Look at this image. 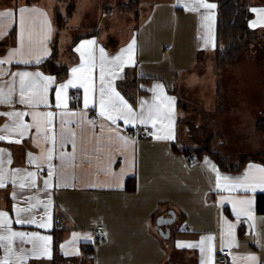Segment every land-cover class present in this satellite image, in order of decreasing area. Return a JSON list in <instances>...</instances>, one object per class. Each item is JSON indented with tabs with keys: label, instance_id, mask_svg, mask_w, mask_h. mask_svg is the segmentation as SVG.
Segmentation results:
<instances>
[{
	"label": "crops",
	"instance_id": "0c3cea01",
	"mask_svg": "<svg viewBox=\"0 0 264 264\" xmlns=\"http://www.w3.org/2000/svg\"><path fill=\"white\" fill-rule=\"evenodd\" d=\"M86 1L0 0V13H10L0 16V60H11L0 64V100L4 101L0 103V135L5 137L0 140V177L4 181L0 213H6L10 221L0 224V235H8L11 229L51 238L49 255H40L44 241L25 242L27 236L25 241L12 239L11 253L6 252L7 241H0V260L51 264L57 241L58 264H209V257L210 264H264V213L256 209L257 194L264 191L216 186L217 173L234 181L247 172L248 183L258 181L261 174L257 169L264 168V160L244 157L241 163L230 164L227 156L214 150L215 154L198 155V147L191 146L180 125L175 84L180 76L183 82L191 79L202 59L216 56V2L203 0L215 5L205 9L198 7L197 0H106L107 5L96 3L90 11ZM247 2L252 13L249 26L264 32V16L253 11L264 9V0ZM185 5L198 10L190 11ZM22 8L36 10L25 14L23 25ZM58 14L63 26L57 24ZM129 44L132 50L124 54L122 68H116L112 58ZM13 52L16 54L9 57ZM52 54L58 64L67 67V75L59 81L39 67ZM82 63L84 71L73 74L72 69ZM18 72H39L51 77L52 83L45 90L44 81L26 77L25 99L33 103H21L20 77L13 75ZM218 75L217 68L216 106L208 114L228 108L222 101L225 92H221ZM69 80L89 89L88 107L85 87L79 86L65 89L57 106V89ZM109 82L136 114L134 124L122 118L113 122L99 114L100 89H106L107 99ZM155 85L162 90L153 91ZM73 91L77 98L71 97ZM225 94L241 98L244 93ZM40 97L47 103L36 104ZM150 108L153 119L139 123L140 114L147 116ZM92 111L96 119L89 117ZM15 112L25 115H5ZM21 124L29 126L23 136ZM146 132L150 137H145ZM168 134L171 139L154 138ZM183 149L192 153L191 158ZM130 177L135 181L133 189L126 188ZM241 200L252 201L253 219L244 214L247 205L235 203ZM17 209H24L20 219L35 222L16 223ZM170 211L176 220L163 226V231L168 229V236L163 237L155 228L156 220L161 215L171 217ZM229 224L235 225V244ZM97 225L103 226L104 239L93 244V257L87 258L85 247L93 243ZM178 243L196 246L178 247ZM33 244L38 258L33 255ZM223 249H229L228 261L218 263L216 256ZM21 254L27 259L19 260ZM249 256L256 259L249 260Z\"/></svg>",
	"mask_w": 264,
	"mask_h": 264
},
{
	"label": "rangeland",
	"instance_id": "374dc122",
	"mask_svg": "<svg viewBox=\"0 0 264 264\" xmlns=\"http://www.w3.org/2000/svg\"><path fill=\"white\" fill-rule=\"evenodd\" d=\"M107 2L88 0L86 4H90V11H93L94 4L105 6ZM70 4V1L68 7L65 4V15ZM254 32L257 36L263 33ZM216 70L214 54L213 60L202 59L200 65L195 66L191 79L183 82L180 76L175 84V96L180 100V125L186 129L188 142L201 152L214 150L227 156L230 164H239L244 157L264 160V134L255 128L259 113L264 108L263 46L260 42L248 45L233 66H224L219 70L221 92L244 94L241 98H233L223 93L222 101L228 103V108L208 114L206 112L215 111L216 106ZM233 101L237 102L236 106L230 105Z\"/></svg>",
	"mask_w": 264,
	"mask_h": 264
},
{
	"label": "snow or ice",
	"instance_id": "6c2138e0",
	"mask_svg": "<svg viewBox=\"0 0 264 264\" xmlns=\"http://www.w3.org/2000/svg\"><path fill=\"white\" fill-rule=\"evenodd\" d=\"M197 4L198 7H202L205 9H211L214 8L215 5L213 4H208V3H204L203 0H197ZM186 8H188V10L190 11H196L198 10L197 7H188V5H185ZM20 14H21V24L23 25L24 23V18H25V14L26 13H30V12H35L36 10L34 9H28V8H22L19 10ZM253 11L258 12V15L264 16V9H253ZM10 15V13H0V16H8ZM41 15H43V13H41ZM207 18V17H206ZM252 26H255V22L253 23ZM87 44H94V41H87ZM133 48L132 44L128 45L127 49H122L121 53L118 54L117 56L113 57L111 60L112 65H114L116 68H122L123 66V56L126 52H130ZM18 51V50H17ZM77 51H80V49L78 48ZM101 51V59H105L104 56V52L103 49L100 50ZM16 53H9V57H11L12 55H15ZM82 61H83V54H82ZM11 60H0V64L3 63H10ZM20 63H29V61H18ZM40 60L37 59L36 63H39ZM84 71V64L82 63L80 68H73L72 69V73L76 74L77 72H82ZM114 74V73H113ZM14 76H19L20 77V82H21V99L20 102L21 103H28V104H32L33 101L28 99H25V95H24V91H25V87H26V83H25V78L26 77H36L39 78L41 81H44V89L46 90L48 85L52 83V78L51 77H43L41 76V74L39 72L37 73H28V72H18V73H13ZM103 78H104V71L102 68L101 71V81L103 83ZM69 86L72 87H85V85L83 83H80L79 85H77L76 83L73 82V80H69L66 84H62L58 87L57 89V106H60V100H61V94L64 92L65 89H67ZM108 89H110V93L107 95V99L105 98L106 96V89L104 87H101L100 92H101V98H100V115L104 116L106 119H110L113 122H115L116 119H124L125 123H135L137 121V116L135 113L132 112L131 107L123 100L122 97H120L118 92H115L114 89L111 88V83L109 82L108 84ZM156 89H161L162 90V86L161 85H155L153 88V91H155ZM89 89L87 87H85V107H88V97H87V93H88ZM165 100L168 101L169 104L172 103L171 98L169 97H165ZM4 102L3 100H0V103ZM36 104L38 103H47L46 99H44L43 97H40L39 99H37L35 101ZM143 104V102H141ZM67 104L66 102L64 103V107H66ZM152 107H155V105H153ZM5 115L8 116H16V117H22L23 115H25V113H20V112H15V113H5ZM47 116H51V113L46 114ZM34 119H35V115H34ZM153 119V113L151 108L149 109L148 115L145 116L143 113L140 114V118L138 120L139 123L141 124H146L148 123L150 120ZM168 119L171 120V112H169L168 114ZM21 131H20V135L23 136L24 135V131L25 129H27L29 126L28 125H24L21 124L19 125ZM5 137L0 135V140L4 139ZM155 139H171L172 136L171 134L168 135H154ZM123 139V138H121ZM207 163V161H206ZM252 167V166H250ZM212 170L215 171L214 166L212 167ZM257 171L261 174L258 181H254L251 183H248L247 181L249 180L248 177V173L246 172L245 175L243 177L240 178H236L234 181L229 178V177H220L219 174L217 173V188H227V187H231L233 190L234 189H241L245 192L247 191H255L257 187H259L262 191H264V168H258ZM34 175V173H29V176ZM224 180L226 182H228L227 185H221L220 181ZM4 186V181L3 178L0 177V187ZM24 185H21V187H23ZM235 203H239L241 205H247V210L245 211V215H248V218L251 220L253 219L252 216L250 215L251 213V205H252V201L251 200H241V201H237ZM235 203H234V209H235ZM17 216L18 219L16 220V223H34L35 221H25L23 219L19 218V213L21 211H24V209H17ZM237 215H239V213H237ZM0 217H3L4 219L2 221H0V224H8L10 223V221H8L6 219V213H0ZM39 227H47L48 225L45 224H40L38 225ZM228 229H229V234L233 237L232 239V243L235 244V238H234V233H233V229L235 228V225H227ZM29 237V239L27 241H25V237ZM13 238H19L22 241L25 242H29L32 243L34 240H40V241H44V245H43V252L40 253V255H49V248H48V243L50 242V237H46V236H36V234H26L23 232H12L11 229H8V235H0V241H7V247H6V252L11 253L12 252V239ZM209 241H211L212 237H208L207 238ZM203 243V241L201 242ZM178 247H195L196 245H192V244H182V243H178L177 244ZM36 245L33 244V255L37 256L38 258V254L35 251ZM201 251L203 252L204 249L201 248ZM209 251H211L210 247H209ZM19 260H24L27 259V256L21 254L20 257H18ZM247 259L249 260H255L256 257L255 256H249L247 257ZM0 264H9V260L7 259V257H5L3 260H0ZM202 264H205V262L202 261ZM209 264H210V257H209Z\"/></svg>",
	"mask_w": 264,
	"mask_h": 264
},
{
	"label": "trees",
	"instance_id": "16d2710c",
	"mask_svg": "<svg viewBox=\"0 0 264 264\" xmlns=\"http://www.w3.org/2000/svg\"><path fill=\"white\" fill-rule=\"evenodd\" d=\"M209 1L216 2L217 4V18L215 28L217 47L215 60L218 72L224 66L235 64L239 56L248 45L255 42H260L264 48V32L262 35L257 36L254 30L249 26L248 21L251 18L252 13L247 0ZM56 20L58 26L64 25V20L60 14H58ZM39 67L44 71L54 74L57 81L62 80L67 75V67L58 64L54 54L40 63ZM126 84L131 86L132 82H126ZM256 128L264 133V108L256 122ZM199 150L200 149L196 150L198 155L204 152L215 154L209 150H203L202 152ZM183 151L187 157L191 158L192 153L190 151L184 149ZM217 159L218 158H216V160ZM219 164L223 166V162L219 161ZM134 185V178H128L126 181V188L133 189ZM256 209L258 212L264 213V193L257 194ZM53 252L54 259L51 264H58V259L60 258L57 241H54Z\"/></svg>",
	"mask_w": 264,
	"mask_h": 264
},
{
	"label": "built area",
	"instance_id": "2783aa9c",
	"mask_svg": "<svg viewBox=\"0 0 264 264\" xmlns=\"http://www.w3.org/2000/svg\"><path fill=\"white\" fill-rule=\"evenodd\" d=\"M71 97L72 98H77L78 94L76 91H73L71 93ZM89 117L91 119H96L97 118V114L92 111L89 114ZM145 137H150V134L148 132H146ZM94 234V238H93V243L91 245H88L85 247L86 249V256L87 258H92L93 257V244L98 243L100 241H102L104 239V235H103V226L102 225H97L93 231ZM228 255H229V249H223L221 250L217 256H216V260L218 263H226L228 261Z\"/></svg>",
	"mask_w": 264,
	"mask_h": 264
},
{
	"label": "water",
	"instance_id": "95a60500",
	"mask_svg": "<svg viewBox=\"0 0 264 264\" xmlns=\"http://www.w3.org/2000/svg\"><path fill=\"white\" fill-rule=\"evenodd\" d=\"M169 214H171L172 216L171 217H164L163 215H161L156 220L155 228L158 230L159 234L163 237L168 236V229H166V231H163V226L172 224L176 220V216L174 215V213L172 211H170Z\"/></svg>",
	"mask_w": 264,
	"mask_h": 264
}]
</instances>
